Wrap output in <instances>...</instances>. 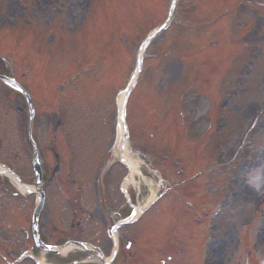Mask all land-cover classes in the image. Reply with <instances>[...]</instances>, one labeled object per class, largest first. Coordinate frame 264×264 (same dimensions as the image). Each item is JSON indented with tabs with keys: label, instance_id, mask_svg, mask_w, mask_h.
Returning <instances> with one entry per match:
<instances>
[{
	"label": "rangeland",
	"instance_id": "1",
	"mask_svg": "<svg viewBox=\"0 0 264 264\" xmlns=\"http://www.w3.org/2000/svg\"><path fill=\"white\" fill-rule=\"evenodd\" d=\"M171 1L97 0L90 6V0H0V27L5 30L0 32V50L18 61L13 66L11 60L0 58V73L27 82L34 78V72L40 78L47 72L61 84L76 72L72 80L77 87L74 85V92H67L61 99L66 116L56 138L58 145H68L70 151L64 171L72 165L78 167L71 180L81 179V206L87 210L91 205L89 212L95 217L93 223L83 224L91 228L92 234L99 231L94 228H104L100 222L104 215L96 212L109 215L108 195L114 198L113 209L124 202L115 186L120 189L119 183L127 172L114 152L109 159L106 152L118 135V92L131 77L141 42L165 20ZM261 7L264 0H182L177 21L146 52L144 72L128 105L131 149L142 163L141 175H135L128 192L140 207L153 199V191L160 199L132 228L134 231L143 226L153 246L152 257L139 253L138 262L162 264L164 258L166 264H244L243 257L249 258L250 249L255 253L254 264H264ZM37 54L47 57L33 63ZM82 60L87 72L78 76ZM67 69L71 70L66 72ZM33 88L30 92L34 99L35 85ZM225 97L224 106L216 107ZM23 100V96L0 83V130L4 140L0 163L6 166L14 164L3 157V152L9 156L21 148L16 147L17 117L10 107L13 103L25 107ZM39 102L45 103L41 97ZM41 114L37 113L34 120V134L45 150L51 144L56 116L47 111ZM214 115L217 131L212 123ZM79 148L81 153L76 152ZM111 158L115 165L107 166ZM173 158L177 160L176 171L169 161ZM98 164L107 166L108 189L105 196L100 190V200L94 186ZM17 165L22 167L18 173L29 183L31 171L26 161ZM181 168L187 176L180 178L176 172ZM164 190L169 193H162ZM51 193L55 200L51 207L60 210L63 217L67 213L69 218L67 194L56 185ZM181 197L190 202L200 199L201 212L192 205L185 207ZM33 200L6 197L0 200V210L14 219L26 217ZM216 207L221 208L218 215L214 213ZM51 222L43 219V225ZM23 224H27L26 220ZM129 232L132 233H122V241ZM13 236H22L19 228ZM90 238L87 232L86 239ZM159 244L166 253L158 251ZM21 247L11 245L15 255ZM201 251L205 255L200 261ZM123 253L122 248L115 264H128ZM157 253L161 258L151 260ZM168 256L176 261L170 262Z\"/></svg>",
	"mask_w": 264,
	"mask_h": 264
},
{
	"label": "bare ground",
	"instance_id": "2",
	"mask_svg": "<svg viewBox=\"0 0 264 264\" xmlns=\"http://www.w3.org/2000/svg\"><path fill=\"white\" fill-rule=\"evenodd\" d=\"M122 137H123V130L120 127L119 128L118 144L123 141ZM123 155H124V159L128 163L130 170H131L130 182L132 183V182H134V176L136 175V173L139 172L140 163L138 161H135L132 159V155H131V152L129 149H125V151L123 150ZM0 169H3V168L0 166ZM11 177H12V179H14L13 176H11ZM14 183H16V182H14Z\"/></svg>",
	"mask_w": 264,
	"mask_h": 264
}]
</instances>
